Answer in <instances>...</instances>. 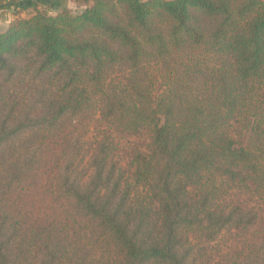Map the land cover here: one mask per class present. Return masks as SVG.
<instances>
[{"label":"trees","instance_id":"obj_1","mask_svg":"<svg viewBox=\"0 0 264 264\" xmlns=\"http://www.w3.org/2000/svg\"><path fill=\"white\" fill-rule=\"evenodd\" d=\"M0 0V264H264V0Z\"/></svg>","mask_w":264,"mask_h":264},{"label":"crops","instance_id":"obj_2","mask_svg":"<svg viewBox=\"0 0 264 264\" xmlns=\"http://www.w3.org/2000/svg\"><path fill=\"white\" fill-rule=\"evenodd\" d=\"M72 1L73 0H49V3L47 4L48 5L47 6L48 8L47 7H44V8L46 10H48V11L49 10H54L55 11L54 14L58 13V11H60L64 7H66V8H68V9H70V10H72V11L75 12L76 9L71 6V3H73ZM54 4L56 5L55 7L53 6ZM9 12H11V11H6L5 12V15H6V13H9ZM8 17H9V19H8L7 22L9 23L13 19V15H10Z\"/></svg>","mask_w":264,"mask_h":264},{"label":"rangeland","instance_id":"obj_3","mask_svg":"<svg viewBox=\"0 0 264 264\" xmlns=\"http://www.w3.org/2000/svg\"><path fill=\"white\" fill-rule=\"evenodd\" d=\"M73 3H71V6L73 7V8H75L76 9V11L78 10V4H79V1L78 0H73L72 1ZM54 7L56 6L55 4L53 5ZM48 8V7H47ZM58 9V8H57ZM50 12L49 13H51V14H54L55 13V11L54 10H49ZM10 15H12V13L11 12H9V13H6V15H5V12H3L1 15H0V33L1 32H3L5 29H6V27L8 26V19H9V17L8 16H10Z\"/></svg>","mask_w":264,"mask_h":264}]
</instances>
